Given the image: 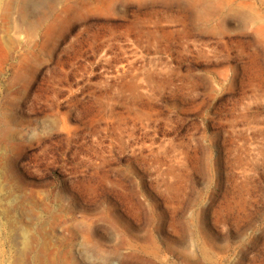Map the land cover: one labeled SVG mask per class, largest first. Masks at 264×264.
<instances>
[{"label":"rangeland","instance_id":"rangeland-1","mask_svg":"<svg viewBox=\"0 0 264 264\" xmlns=\"http://www.w3.org/2000/svg\"><path fill=\"white\" fill-rule=\"evenodd\" d=\"M44 257L264 264V0H0V264Z\"/></svg>","mask_w":264,"mask_h":264},{"label":"bare ground","instance_id":"bare-ground-1","mask_svg":"<svg viewBox=\"0 0 264 264\" xmlns=\"http://www.w3.org/2000/svg\"><path fill=\"white\" fill-rule=\"evenodd\" d=\"M25 248L27 251H30L33 249L32 242L30 236L27 234L26 241H25ZM39 264H62L59 259H46L45 257L42 258L39 262Z\"/></svg>","mask_w":264,"mask_h":264}]
</instances>
